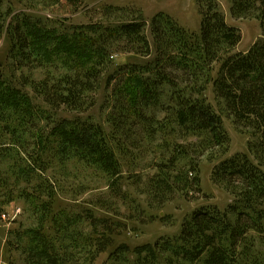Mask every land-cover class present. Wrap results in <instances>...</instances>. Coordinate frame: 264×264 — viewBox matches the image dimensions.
Wrapping results in <instances>:
<instances>
[{"label":"trees","instance_id":"1","mask_svg":"<svg viewBox=\"0 0 264 264\" xmlns=\"http://www.w3.org/2000/svg\"><path fill=\"white\" fill-rule=\"evenodd\" d=\"M65 1L72 12L81 2ZM228 1L232 17L260 24V38L245 52H235L241 33L227 23L218 0H197L199 33L156 14L151 44L138 9L105 6L98 21L66 27L29 13L63 0H19L20 11L13 0H0V41H7L0 60V221L16 199L27 204L31 220L7 230L9 264H93L105 250L104 231L83 232L87 216L61 209V195L103 181L120 197L124 168L141 165L142 172L154 170L140 189L148 201L191 199L202 192L204 157L214 163L211 182L231 202L224 209L201 206L176 236L132 249L122 243L109 258L264 264V0ZM115 54L142 61L117 63ZM100 91L104 123L88 114ZM222 114L246 135L247 152L228 156ZM125 179L133 186L141 181Z\"/></svg>","mask_w":264,"mask_h":264},{"label":"rangeland","instance_id":"2","mask_svg":"<svg viewBox=\"0 0 264 264\" xmlns=\"http://www.w3.org/2000/svg\"><path fill=\"white\" fill-rule=\"evenodd\" d=\"M13 0L16 11L23 10L24 4ZM220 10L225 16L229 25L235 26L240 30L241 41L238 43L235 52H245L251 45L260 38V24L256 19H237L230 15V2L228 0H218ZM122 7L127 11L132 9L140 10L146 22V34L148 39L150 31V20L158 13H163L172 18L179 26L195 32H200L201 16L198 10L197 0H81L77 10L72 12L74 7L63 0L62 4L54 7L50 11H30L29 13L49 17L50 19H60L66 27L77 24H87L96 22L100 19V9L105 6ZM40 7V6H39ZM80 8V9H79ZM40 9V8H38ZM29 11V10H26ZM7 47V41H0V60L3 59ZM114 59L117 63L127 61H142L128 55L115 54ZM44 72H36V78H42ZM103 87V84H102ZM29 91V89L27 90ZM208 101L219 112V108L213 100L212 93L208 91ZM104 103V95L98 93L97 104L88 114L95 120L104 123V112L101 106ZM87 114V113H86ZM84 114V115H86ZM62 116L72 117L73 113H61ZM82 115V116H84ZM224 128L230 137L228 156L235 153L247 152V137L238 132L232 125L229 118L222 114ZM213 161L203 158L200 162V194L194 198L186 199L177 194L167 202L160 204L157 201L149 200L145 194L141 193L148 177L154 170L142 172L140 167L133 170L124 168V179H120L118 189L122 194L116 197L113 192H108L105 182H99L96 188H90L84 193L70 192L60 196L59 206L66 213L76 214L79 217L87 216L88 219L81 220L84 227L79 226L83 232H90L95 226L98 231H104L105 250L101 252L93 264H118L109 258V253L119 244H127L131 249L144 243H152L159 237H174L181 230L182 221L189 219L191 214L201 206L216 205L219 209H224L230 202L231 197L223 189L211 182L210 172ZM71 171L74 169L69 166ZM133 171V172H132ZM134 176L138 181L136 186L127 183L125 177ZM73 183V182H72ZM93 187V186H92ZM137 187V188H136ZM139 187V188H138ZM115 195V196H114ZM27 204L23 199H16L7 205V215L0 221V264H9V252L4 244L6 243L7 230L17 226L19 222L23 225H30L29 214L26 211ZM92 217H88V216ZM17 222L12 224V220ZM94 219V220H93ZM87 222V223H86ZM84 254L81 259H83ZM130 258L133 256L130 254ZM12 260L17 258L14 252L10 257Z\"/></svg>","mask_w":264,"mask_h":264},{"label":"built area","instance_id":"3","mask_svg":"<svg viewBox=\"0 0 264 264\" xmlns=\"http://www.w3.org/2000/svg\"><path fill=\"white\" fill-rule=\"evenodd\" d=\"M6 216L5 215H2V218L4 219Z\"/></svg>","mask_w":264,"mask_h":264}]
</instances>
